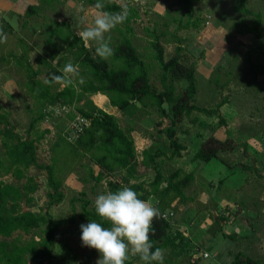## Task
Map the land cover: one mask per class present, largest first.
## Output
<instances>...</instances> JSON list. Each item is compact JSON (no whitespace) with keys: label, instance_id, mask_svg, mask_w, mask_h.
<instances>
[{"label":"rangeland","instance_id":"obj_1","mask_svg":"<svg viewBox=\"0 0 264 264\" xmlns=\"http://www.w3.org/2000/svg\"><path fill=\"white\" fill-rule=\"evenodd\" d=\"M19 1L12 10L3 11L0 8V29L6 34V41L0 43V54L6 61L10 60L9 63L0 61V104L3 111L9 114L16 131L25 135L31 119L37 116L42 106L26 92L25 77L17 71L12 59L13 53L29 48L28 59L39 70V78L45 80L50 73L63 69L59 63L60 55L54 60L50 58L53 48L47 42V24L50 21H65L77 34L88 26L96 10L89 5L88 0H52L50 5L46 4L47 0ZM109 2L126 5L137 12L138 17L130 24V36L140 57L150 66L154 87L162 90L159 81L161 70L151 57V36L145 28L162 34L160 41L166 59L174 54L176 46L181 45L195 61L198 106L215 109L218 103L228 100L217 115L209 117L193 112L189 117H183L176 129L178 142L186 146V150L181 158H169L172 150L167 139L158 134L160 120L155 110L148 107L130 118L110 107L105 95L93 96L98 107L117 117L122 129L134 128L131 136L136 141L139 160L142 150L150 144L152 151L161 152L156 160L164 176L171 175L175 170H181L182 174H193V181L184 189L186 201L177 200L170 207L174 209L170 231L175 232L179 228L189 240L187 253L184 249L182 257L188 256L190 261L195 260L197 264H212V257L215 259L220 246L225 245L227 248L224 239L232 234L228 223L238 217L240 210L254 209L258 217L264 216V75L259 76L254 83L246 60L249 55L252 61L263 63L264 57L254 51L258 41L253 36L238 35L231 28L234 22L240 20L251 23L252 17L233 10L237 0H200L193 3L192 12V19L200 20L199 28L177 30L178 21L184 23L188 19L182 0H104V3ZM31 3L41 7L40 14L26 18L24 11ZM246 6L253 12H260L264 22V0H246ZM82 18H86L87 23L82 22ZM118 27L123 28L124 24L117 25L105 34L106 39L110 38L111 47L119 38ZM84 43L92 55L97 56L95 42ZM60 52H64V49ZM76 77H72L73 82ZM175 85L177 92H181L186 82L179 81ZM62 87L63 83L52 82L53 92ZM71 110L72 107H51L50 115L39 122L40 130H49L38 147L37 158L40 163L50 164V149L58 133L64 136L69 134L70 121L66 114ZM220 118H224L223 125H220ZM167 123L164 120L163 126ZM211 137L229 142L228 147L219 153V160L207 163L194 161L193 155L201 143ZM2 154L0 146V156ZM88 167H78L75 174L65 178L61 187L64 199L53 206L48 204L46 196L49 191L46 172L34 168L27 171V175L40 185L39 190L33 194L34 200L29 210L45 215L47 219L57 220L71 215L76 217L75 223L62 226L56 234L54 258L50 264H96L99 258L97 251L92 252L91 248L82 246L79 226L88 221L81 220L78 215L82 212V200H88L86 208L95 211L94 198L109 191L106 184L109 178L94 184L88 177ZM93 170L96 175L97 168L93 167ZM137 174L135 182H143L146 187L153 181L155 172L140 166ZM2 179L8 183H17L10 176L4 175ZM82 179H86V182L83 183ZM123 184L120 187L128 186ZM216 197L224 198L225 202L218 205ZM148 200L155 205L157 197ZM217 218L225 219L227 223L216 225L213 220ZM36 231L29 236L15 233L13 237L28 240L37 234ZM260 235L264 243V225ZM204 252L208 253V259L202 257ZM73 254L79 256L76 262H73ZM170 258V264L179 261V257H171L168 250H165L164 259ZM127 261L141 264L132 255H129Z\"/></svg>","mask_w":264,"mask_h":264},{"label":"trees","instance_id":"obj_2","mask_svg":"<svg viewBox=\"0 0 264 264\" xmlns=\"http://www.w3.org/2000/svg\"><path fill=\"white\" fill-rule=\"evenodd\" d=\"M51 1L47 0L46 4L50 5ZM182 1L188 19L184 23L179 20L177 30L198 29L200 20L192 19V12L193 3L200 0ZM88 3L94 8L96 0H88ZM104 5V10L110 12H119L122 8L117 2L104 3ZM128 9L130 14L123 23L124 27L117 28L119 38L112 46L114 55L110 57V61L92 55L68 22L50 21L47 24V42L53 48L50 58L54 60L60 55L59 63L63 68L69 61L79 66V75L73 84L68 87L63 85L56 92L52 91L51 81L45 83L49 77L45 80L39 78V70L35 69L28 59L29 48L13 53L12 59L15 61L16 69L25 77L26 92L42 107L37 116L31 119L25 135H20L10 121L9 114L3 111V106L0 104V146L3 150L0 156V264H50L54 258L56 234L62 226L76 221L75 215L57 220L47 219L45 215L28 209L34 200L33 194L39 190L40 185L27 175V171L34 168L46 172L49 187L46 196L48 204L53 206L64 199L61 187L65 178L75 174L78 167L88 166L90 167L87 168L88 177L94 181V184L109 178L106 182L109 191L117 190L124 183L136 191L141 199L157 197L154 206L159 208L160 217L154 219L152 224L153 250L159 247L164 251L168 250L171 257H179V261L173 264H197L195 260L190 261L188 256L182 257L189 241L185 233L179 228L175 232L170 231L174 216V209L170 207L177 200L186 201L184 189L193 181V174H182L181 170H175L171 175L164 176L156 160L161 152L152 151L150 144L142 150L139 160L136 141L131 136L134 128L122 129L117 117L98 107L91 97L96 94L105 95L110 106L130 118L148 107L155 110L160 120L158 134L167 139L172 150L169 158H181L186 150V146L178 142L176 129L183 117H189L193 112H200L209 117L217 115L219 109L228 103V100L218 103L215 109L198 106L195 61L181 45L176 46L174 54L166 59L165 49L160 41L162 34L145 28L147 34L151 36V57L161 70L159 81L162 90L154 87L151 82L150 66L140 57L130 36L132 33L130 24L138 15L133 8L128 7ZM40 10L41 7L38 5H29L24 16L26 18L39 16ZM233 10L252 17L251 23L240 20L234 22L231 28L238 35L253 36L258 41L254 51L264 57L262 14L251 11L246 6V0H237ZM62 49L64 52L61 53ZM246 60L249 64V74L255 83L259 76L264 75V62L252 61L249 55ZM0 61H6L1 54ZM6 62L9 63L10 60ZM55 72L61 73V71ZM179 81L186 82V87L181 92H177L175 85ZM55 106L72 107L70 112L67 111V119L72 121L76 116H80L89 120V125L73 141L58 133L50 149V164H43L38 161L37 151L49 130H40L39 122L48 117L50 108ZM223 119L220 118V125L225 123ZM164 120L168 121L165 126H163ZM228 145L229 142L208 138L201 143L192 159L206 163L219 160V153ZM140 166L155 172L153 181L146 187L143 182H135ZM93 167L97 168L96 175ZM4 175L12 177L17 183L6 182L2 179ZM131 179H134V182H131ZM81 181L85 183L86 179ZM163 184L165 186L161 188ZM88 204V200H82V212L78 217L88 222L91 220L99 222L100 218L95 211L86 208ZM169 213L173 216L166 219L164 215ZM213 221L221 226L225 219L217 218ZM103 226L109 225L105 221ZM34 230H38L37 234L28 240H22L18 236L13 237L15 233L29 236ZM91 250L96 252L95 249ZM73 255V262H76L79 256ZM136 258L139 259L137 256ZM170 263L172 258L163 261V264ZM263 263L261 259L237 253L229 264ZM126 264L132 263L126 261Z\"/></svg>","mask_w":264,"mask_h":264},{"label":"clouds","instance_id":"obj_3","mask_svg":"<svg viewBox=\"0 0 264 264\" xmlns=\"http://www.w3.org/2000/svg\"><path fill=\"white\" fill-rule=\"evenodd\" d=\"M93 7L96 10L94 17L77 35L85 42H95V54L108 59L114 55V49L105 34L127 20L129 9L124 5L119 12L105 11L104 0H96ZM82 22L87 23V19L82 18ZM5 41L6 34L0 29V43ZM78 68L69 61L61 73H50L45 83L51 81L71 86L72 77L79 75ZM94 209L100 221L91 220L79 227L82 246L99 253L96 264H126L129 255L137 256L141 264H163L164 250L159 247L153 250L151 241L153 221L160 217L159 208L151 200L139 198L129 186H121L115 191L98 194L94 198ZM105 221L109 226H103Z\"/></svg>","mask_w":264,"mask_h":264},{"label":"crops","instance_id":"obj_4","mask_svg":"<svg viewBox=\"0 0 264 264\" xmlns=\"http://www.w3.org/2000/svg\"><path fill=\"white\" fill-rule=\"evenodd\" d=\"M18 2L20 1L0 0V8L3 11L12 10L14 5H16ZM29 5H33V3L28 4L27 7ZM27 7L25 8V11ZM93 96L91 97L92 101H93ZM215 201L219 205L222 202L224 203L225 199L221 197L218 198L216 197ZM253 210L254 209H247V208L240 210L239 211L240 213H238V217L228 223V228L231 229L230 233L232 234L229 235L228 238L224 239V242L227 243V248L225 245L220 246V248L215 254L216 260L214 259V257H212L213 263L229 264L237 253H242L246 256L261 259L264 261V243L262 242V238L260 235V229L264 225V216L258 217L257 214L258 212ZM262 212L264 213V209L262 210ZM225 222L227 223V221Z\"/></svg>","mask_w":264,"mask_h":264},{"label":"built area","instance_id":"obj_5","mask_svg":"<svg viewBox=\"0 0 264 264\" xmlns=\"http://www.w3.org/2000/svg\"><path fill=\"white\" fill-rule=\"evenodd\" d=\"M69 133L66 138L68 140H71V139H76L80 134L83 133V130L85 127H87L89 125V120L85 119V118H82L80 116H76L74 120L70 121L69 122ZM73 141V140H72ZM173 216L172 213H169L167 215H164V217L166 219H169ZM203 257L204 258H207L209 257V255L207 253H204L203 254Z\"/></svg>","mask_w":264,"mask_h":264}]
</instances>
